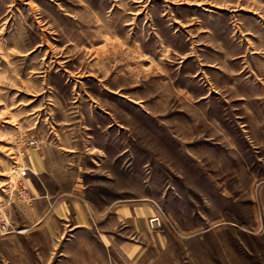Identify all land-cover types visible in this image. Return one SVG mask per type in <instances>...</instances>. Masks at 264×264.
<instances>
[{
  "label": "rangeland",
  "instance_id": "374dc122",
  "mask_svg": "<svg viewBox=\"0 0 264 264\" xmlns=\"http://www.w3.org/2000/svg\"><path fill=\"white\" fill-rule=\"evenodd\" d=\"M1 215L0 264H264V0H0Z\"/></svg>",
  "mask_w": 264,
  "mask_h": 264
},
{
  "label": "built area",
  "instance_id": "2783aa9c",
  "mask_svg": "<svg viewBox=\"0 0 264 264\" xmlns=\"http://www.w3.org/2000/svg\"><path fill=\"white\" fill-rule=\"evenodd\" d=\"M13 229V225L7 215L0 216V234L7 233Z\"/></svg>",
  "mask_w": 264,
  "mask_h": 264
},
{
  "label": "bare ground",
  "instance_id": "6f19581e",
  "mask_svg": "<svg viewBox=\"0 0 264 264\" xmlns=\"http://www.w3.org/2000/svg\"><path fill=\"white\" fill-rule=\"evenodd\" d=\"M101 28V27H100Z\"/></svg>",
  "mask_w": 264,
  "mask_h": 264
}]
</instances>
